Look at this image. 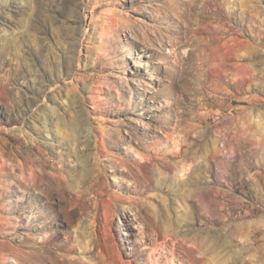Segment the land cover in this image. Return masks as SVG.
Instances as JSON below:
<instances>
[{"label": "rangeland", "instance_id": "374dc122", "mask_svg": "<svg viewBox=\"0 0 264 264\" xmlns=\"http://www.w3.org/2000/svg\"><path fill=\"white\" fill-rule=\"evenodd\" d=\"M0 264H264V0H0Z\"/></svg>", "mask_w": 264, "mask_h": 264}, {"label": "bare ground", "instance_id": "6f19581e", "mask_svg": "<svg viewBox=\"0 0 264 264\" xmlns=\"http://www.w3.org/2000/svg\"><path fill=\"white\" fill-rule=\"evenodd\" d=\"M22 177V176H21ZM23 178H24V176H23ZM11 222V221H10ZM11 224V223H10ZM176 241V240H175ZM176 242H178V241H176ZM177 244V243H176ZM174 248V247H173ZM173 250V249H172ZM171 261H173V260H171Z\"/></svg>", "mask_w": 264, "mask_h": 264}]
</instances>
